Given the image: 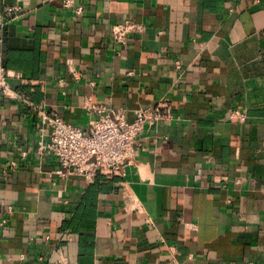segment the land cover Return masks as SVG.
Wrapping results in <instances>:
<instances>
[{
    "label": "crops",
    "instance_id": "1",
    "mask_svg": "<svg viewBox=\"0 0 264 264\" xmlns=\"http://www.w3.org/2000/svg\"><path fill=\"white\" fill-rule=\"evenodd\" d=\"M74 3L0 0L25 11L0 53L33 104L82 129L89 95L173 118L87 184L39 153L41 116L0 97V264H264V0ZM125 21L143 28L120 45Z\"/></svg>",
    "mask_w": 264,
    "mask_h": 264
},
{
    "label": "built area",
    "instance_id": "2",
    "mask_svg": "<svg viewBox=\"0 0 264 264\" xmlns=\"http://www.w3.org/2000/svg\"><path fill=\"white\" fill-rule=\"evenodd\" d=\"M74 0H64L66 8L74 7ZM76 13L81 15L83 7L78 6ZM25 14L21 5H6L0 9V28H4L18 17ZM142 25L132 21L118 23L112 27V39L120 45H127L131 35L142 30ZM76 74V71H73ZM21 71L8 70L4 65L3 55L0 53V97L10 102H21L33 113L42 118L40 129L42 138L38 142V151L42 155L53 156L59 164L57 175L62 178L81 177L87 184L94 183L96 174L102 168L124 171L137 155L139 135L146 126L153 127L161 121L173 118V109L166 103L152 108L137 111L135 118L129 120L123 110L109 108L95 102L89 95L84 102V109L89 114L98 115L89 128L82 129L67 122L55 111L40 110L18 85L24 80ZM93 86L94 83H91ZM241 120L245 115L233 114ZM49 134L48 140L45 135ZM12 164L10 170H15ZM5 170L4 174H9ZM6 220L0 222L5 224ZM46 239L51 240L47 235Z\"/></svg>",
    "mask_w": 264,
    "mask_h": 264
}]
</instances>
